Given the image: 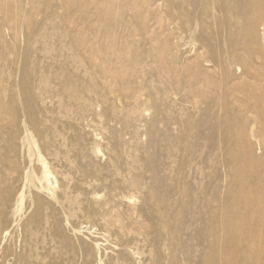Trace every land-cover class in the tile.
Returning a JSON list of instances; mask_svg holds the SVG:
<instances>
[{"label": "rangeland", "instance_id": "374dc122", "mask_svg": "<svg viewBox=\"0 0 264 264\" xmlns=\"http://www.w3.org/2000/svg\"><path fill=\"white\" fill-rule=\"evenodd\" d=\"M0 264H264V0H0Z\"/></svg>", "mask_w": 264, "mask_h": 264}, {"label": "bare ground", "instance_id": "6f19581e", "mask_svg": "<svg viewBox=\"0 0 264 264\" xmlns=\"http://www.w3.org/2000/svg\"><path fill=\"white\" fill-rule=\"evenodd\" d=\"M260 9V8H259Z\"/></svg>", "mask_w": 264, "mask_h": 264}]
</instances>
